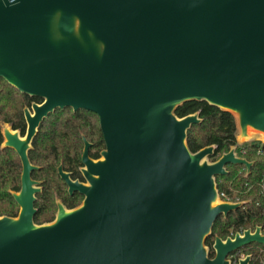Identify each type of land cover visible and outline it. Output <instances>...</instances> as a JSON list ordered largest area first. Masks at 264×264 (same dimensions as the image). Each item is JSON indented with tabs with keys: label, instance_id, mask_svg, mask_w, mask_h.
<instances>
[{
	"label": "water",
	"instance_id": "95a60500",
	"mask_svg": "<svg viewBox=\"0 0 264 264\" xmlns=\"http://www.w3.org/2000/svg\"><path fill=\"white\" fill-rule=\"evenodd\" d=\"M0 78L43 100L28 140L71 108L98 117L105 144L93 160L84 140V183L59 167L83 199L37 225L35 167L11 138L23 171L17 217L0 216V264H228L264 245L261 227L247 229L216 237L207 258L215 220L244 204L222 201L215 177L253 163L234 146L210 163L213 145L192 153L187 131L201 119L174 113L204 101L233 116L237 144H264V0H0Z\"/></svg>",
	"mask_w": 264,
	"mask_h": 264
},
{
	"label": "trees",
	"instance_id": "16d2710c",
	"mask_svg": "<svg viewBox=\"0 0 264 264\" xmlns=\"http://www.w3.org/2000/svg\"><path fill=\"white\" fill-rule=\"evenodd\" d=\"M6 94L13 95L18 100L21 96L25 98L26 103L40 101L37 98L20 95L12 87L5 86L0 92V110L5 108L6 101L3 103V96ZM15 105L11 108L13 109ZM174 113L179 118L198 113L201 119L199 124L192 125L187 131V146L192 153L213 145L214 152L209 159L214 162L234 146L238 157L253 163L249 173L244 165L229 164L225 167L227 171L225 175L215 177L222 201L244 204L229 212L226 217L221 215L215 220L204 245L210 246L215 236L224 239L247 229L253 231L256 227H261L264 230V144L256 140L237 144L233 116L204 101L185 102L177 107ZM18 119L22 121L20 114ZM3 120L10 121L7 117ZM83 139L91 143L88 153L90 158L98 159L99 152L104 149V142L98 117L94 113L84 110L73 112L70 108L59 109L41 125L33 141V149L29 153L31 162L41 166L39 170L33 172V178L43 179L42 191L37 195L35 202L37 209L33 217L35 224L53 221L56 199L68 209L75 208L81 203V195L67 194L66 186L58 177L56 169L62 160L64 171L70 172L74 179L83 180L79 171L82 166L80 157ZM39 150H48L49 153L47 156L39 157ZM20 169L14 153L8 149H0V216L17 217L19 213V207L10 192L19 189ZM241 249L245 250L246 254L256 257L255 264L260 260L264 261V245L251 243Z\"/></svg>",
	"mask_w": 264,
	"mask_h": 264
},
{
	"label": "flooded vegetation",
	"instance_id": "af4514ba",
	"mask_svg": "<svg viewBox=\"0 0 264 264\" xmlns=\"http://www.w3.org/2000/svg\"><path fill=\"white\" fill-rule=\"evenodd\" d=\"M5 86H10L12 87L13 89H15L20 95H25V96H28V97H31V98H37L39 99L40 101L37 102V101H29L26 103L25 101V98H21V96L19 97L20 99L18 100L17 98L13 97V95H10V94H6L5 96H3V103H5V108H3V110H0V136H1V142H0V149H8L10 150L12 153H14V155L17 157L18 161H19V164H20V176H19V189L18 191H11L10 193L13 195V194H18L21 190V177H22V171H23V166H22V160H21V157L19 155V153L17 152V150L8 145V143H10L11 141V138H15L17 139L18 141H20L24 147V150H25V153H26V157L30 163L31 166L35 167L31 172H30V179L32 181H34L36 184H35V187L39 189V192L35 193L34 197H35V201H34V209L37 211L36 207H35V202H36V198H37V195L42 191V183H43V179H39V178H33L32 174L34 171H37L39 170V168L41 166H37L35 164H33L30 160V156H29V153L30 151H32L33 149V141L34 139L36 138L37 134H38V131L41 127V125L44 123V121L51 115L53 114L56 110H59V109H56L54 110L52 113L48 114V116L44 119H42V121L39 123L34 135L31 137L30 140H28L27 136H28V129H29V122L27 120V115L31 118H33L35 116V111L33 110V105H40L42 103V98L40 97H36V96H29L27 94H24L22 93L21 91H19L16 87L10 85L7 81H5L3 78H0V92L2 91L3 87ZM15 98V100L13 99ZM16 104L13 109L11 108L12 105ZM19 106H21V108H19ZM18 108V109H17ZM71 109V108H70ZM61 110V109H60ZM72 110V109H71ZM73 111V110H72ZM74 112V111H73ZM19 114H20V118L22 121H20L18 118H19ZM8 118L10 119V121H6V120H3V118ZM20 121V122H18ZM99 121V119H98ZM17 124V126H16ZM100 128V126H99ZM101 131V130H100ZM102 134V133H101ZM103 138V137H102ZM84 140L86 139H83V149H84ZM87 141V140H86ZM88 142V141H87ZM104 142V141H103ZM89 143V142H88ZM90 146H91V143H89ZM90 148V147H89ZM104 148H105V144H104ZM102 151V150H101ZM100 151V152H101ZM100 152H99V158H100ZM48 150H39V157H44V156H47L48 155ZM82 153H83V150H82ZM82 153H81V157H82ZM88 153H89V149H88ZM89 156V154H88ZM81 157H80V161H81ZM90 157V156H89ZM98 158V159H99ZM42 159V158H41ZM46 159V158H45ZM44 160V159H43ZM93 160H97V159H93ZM42 161V160H40ZM42 163V162H41ZM82 164V162H81ZM59 167L62 168V160L59 161L58 163V166H57V175L58 177L61 179V177L59 176V173H58V169ZM83 167V165L79 168V171L80 169ZM62 171L66 174H68L70 180L72 181H78L80 183H84L85 180L83 178V180H79L78 178H72L71 177V173L68 172V171H64L63 168H62ZM81 173V172H80ZM62 180V179H61ZM62 182L65 184L66 186V192L69 196H72L73 194L77 193L79 194L78 192H73V193H69L68 191V186L67 184L62 180ZM81 195V194H79ZM82 196V195H81ZM14 197V196H13ZM82 199H83V196H82ZM15 200V199H14ZM16 202V201H15ZM58 202H60L63 206L64 204L59 200V199H56L55 200V204H56V212H55V215L57 213V210H58ZM17 203V202H16ZM18 205V204H17ZM19 207V205H18ZM65 207V206H64ZM66 208V207H65ZM68 209V208H66ZM36 213V212H35ZM35 215V214H34ZM55 215H54V218H55ZM54 220V219H53ZM243 232V231H242ZM242 232H237L239 234H242ZM235 233V234H237ZM235 234H231L230 236L222 239L218 236H215L214 239L212 240V243L210 244V246H205L206 247V250H207V258L209 260H213L215 258V250L213 248L214 246V240L216 237L220 238L221 240H225L227 238H233ZM249 245V244H248ZM246 246V245H245ZM243 246V247H245ZM241 247V248H243ZM238 249L237 251L233 252L232 254L228 255L227 256V261H228V264H239V261L246 258V257H249V261H248V264H255V260H256V257L251 254H246L244 251L245 250H242V249ZM258 264H264V261L263 260H260Z\"/></svg>",
	"mask_w": 264,
	"mask_h": 264
},
{
	"label": "built area",
	"instance_id": "2783aa9c",
	"mask_svg": "<svg viewBox=\"0 0 264 264\" xmlns=\"http://www.w3.org/2000/svg\"><path fill=\"white\" fill-rule=\"evenodd\" d=\"M9 3H13L15 0H7Z\"/></svg>",
	"mask_w": 264,
	"mask_h": 264
},
{
	"label": "bare ground",
	"instance_id": "6f19581e",
	"mask_svg": "<svg viewBox=\"0 0 264 264\" xmlns=\"http://www.w3.org/2000/svg\"><path fill=\"white\" fill-rule=\"evenodd\" d=\"M235 116H236V118H237V115L235 114ZM255 135V133H252V136H254ZM264 137V136H263ZM261 138H262V136H261Z\"/></svg>",
	"mask_w": 264,
	"mask_h": 264
},
{
	"label": "rangeland",
	"instance_id": "374dc122",
	"mask_svg": "<svg viewBox=\"0 0 264 264\" xmlns=\"http://www.w3.org/2000/svg\"><path fill=\"white\" fill-rule=\"evenodd\" d=\"M207 162H208V163H210V162H211V160L208 158V159H207Z\"/></svg>",
	"mask_w": 264,
	"mask_h": 264
}]
</instances>
